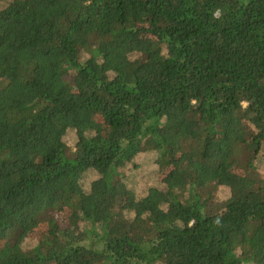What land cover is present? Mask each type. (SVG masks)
<instances>
[{"label":"trees","instance_id":"trees-1","mask_svg":"<svg viewBox=\"0 0 264 264\" xmlns=\"http://www.w3.org/2000/svg\"><path fill=\"white\" fill-rule=\"evenodd\" d=\"M7 3L0 264H264V0Z\"/></svg>","mask_w":264,"mask_h":264},{"label":"rangeland","instance_id":"rangeland-1","mask_svg":"<svg viewBox=\"0 0 264 264\" xmlns=\"http://www.w3.org/2000/svg\"><path fill=\"white\" fill-rule=\"evenodd\" d=\"M17 6H18V4L17 5L15 4V6H12L11 4H8V3L4 5V9H3V11L0 14V18L2 19V21L4 23H11V18L7 14V11H8L7 8L14 10L15 9L14 7L17 8ZM260 169H261V172H262V177L264 178V163L262 164V166H261ZM84 208L86 210H88V211H93V204H92V202L90 200H86L85 203H84ZM41 226L42 225H37V227L35 229L37 230Z\"/></svg>","mask_w":264,"mask_h":264},{"label":"clouds","instance_id":"clouds-1","mask_svg":"<svg viewBox=\"0 0 264 264\" xmlns=\"http://www.w3.org/2000/svg\"><path fill=\"white\" fill-rule=\"evenodd\" d=\"M217 15H219V13H217Z\"/></svg>","mask_w":264,"mask_h":264}]
</instances>
